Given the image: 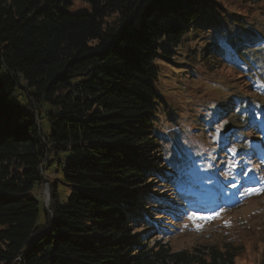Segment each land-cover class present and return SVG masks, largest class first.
<instances>
[{"label":"trees","instance_id":"trees-1","mask_svg":"<svg viewBox=\"0 0 264 264\" xmlns=\"http://www.w3.org/2000/svg\"><path fill=\"white\" fill-rule=\"evenodd\" d=\"M228 8L221 0H0V264H235L241 249L232 246L173 252L146 215L155 203L164 216L171 196L175 209L187 201L171 194L177 177L153 135L163 113L153 68L170 64L188 37L225 28L217 15ZM20 81L25 108L11 101ZM236 111L233 103L226 114ZM45 162L60 171L47 180V208L34 194Z\"/></svg>","mask_w":264,"mask_h":264},{"label":"rangeland","instance_id":"rangeland-1","mask_svg":"<svg viewBox=\"0 0 264 264\" xmlns=\"http://www.w3.org/2000/svg\"><path fill=\"white\" fill-rule=\"evenodd\" d=\"M221 1L229 7L217 15L225 28L188 37L170 64L153 68L163 111L152 120L153 135L177 177L171 194L181 192L187 201L175 209L171 196L168 216L153 212L163 211L155 203L146 215H153L150 221L173 252L232 246L241 249L235 264H264V0ZM231 13L239 24L229 20ZM23 86L20 81L11 97L21 108L27 103ZM233 103L237 114H226ZM41 130L48 132L43 118ZM54 163H44L43 186L34 191L42 206L47 180L60 178ZM159 187L170 194L169 186ZM158 192L154 197L162 196Z\"/></svg>","mask_w":264,"mask_h":264},{"label":"water","instance_id":"water-1","mask_svg":"<svg viewBox=\"0 0 264 264\" xmlns=\"http://www.w3.org/2000/svg\"><path fill=\"white\" fill-rule=\"evenodd\" d=\"M226 129H224V133H226ZM43 197H44V207L47 208L48 207V203H49V190H48V186L45 185L44 186V192H43Z\"/></svg>","mask_w":264,"mask_h":264}]
</instances>
